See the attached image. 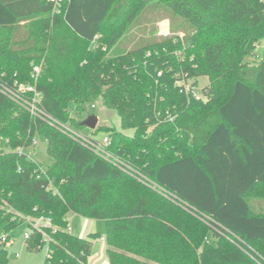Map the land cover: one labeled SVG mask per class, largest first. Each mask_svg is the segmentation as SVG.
<instances>
[{
	"label": "trees",
	"instance_id": "1",
	"mask_svg": "<svg viewBox=\"0 0 264 264\" xmlns=\"http://www.w3.org/2000/svg\"><path fill=\"white\" fill-rule=\"evenodd\" d=\"M169 13L185 43L158 34ZM200 77L206 99L189 101L176 82ZM16 83L80 130L74 113L100 98L120 125L91 133L158 186L33 116L1 90ZM0 137V236L50 217L44 264H88L100 234L68 231L69 214L106 222L110 264H264V212L248 198L264 188V0H0ZM34 138L43 173L16 151ZM43 243L32 230L27 249Z\"/></svg>",
	"mask_w": 264,
	"mask_h": 264
},
{
	"label": "rangeland",
	"instance_id": "2",
	"mask_svg": "<svg viewBox=\"0 0 264 264\" xmlns=\"http://www.w3.org/2000/svg\"><path fill=\"white\" fill-rule=\"evenodd\" d=\"M156 26L159 29V35H178L180 36L182 43L186 42V34L177 28L176 26V18L172 14H164L156 20ZM94 45V44H93ZM92 45V46H93ZM263 45L258 46L257 48V57L252 58L254 62H258L262 56ZM207 83V79L204 77H200L197 85L200 88H203ZM97 107L92 109L89 106L85 108L82 114L74 113L75 118L77 119H86L88 117V113H95L99 117L98 127L104 126H112L117 125L119 127V120L114 111L107 109L101 103V99L99 98L95 102ZM84 133H91V128L84 127L82 130ZM35 158L42 164V166H46L51 162V158H49L47 154V142L38 140V144L36 147ZM264 193V188L259 189L257 191L258 194ZM249 201L253 207L258 203L255 200V196H249ZM27 219L31 220L28 224V221H25L22 225L16 227L12 231V240L6 243L7 252H9L10 256V264H44L47 254V245H43L42 248L37 250H28L27 249V237L25 233L30 234L32 231V227H34V222H37L39 217H27ZM69 221L72 225V232L76 235L88 236V233L96 232L100 234V236L106 237V222L102 219H89L87 217L69 214ZM42 242V240H41ZM1 245V244H0ZM246 247L251 248V244H244ZM106 244H101L96 242L93 253L88 260V264H110V261L107 257ZM257 264V263H256Z\"/></svg>",
	"mask_w": 264,
	"mask_h": 264
},
{
	"label": "built area",
	"instance_id": "3",
	"mask_svg": "<svg viewBox=\"0 0 264 264\" xmlns=\"http://www.w3.org/2000/svg\"><path fill=\"white\" fill-rule=\"evenodd\" d=\"M41 71V67L36 66L34 68V74L38 75ZM17 88H13L11 86L9 87H1V90L5 92L8 96L16 100L21 104L22 107L27 109L33 116L42 117L46 121L49 122L52 126H55L56 128H59L63 133H65L67 136H69L71 139H74L82 146L86 147L88 150L90 149L93 151L97 156H100L104 160H107L109 163L114 165L117 169L120 171H126L129 172L136 177H140L142 180H144L149 185H155L158 186L154 181H152L150 178H148L146 175H143L139 170H135L132 166H130L122 156L117 155L114 153L111 148V140L107 135H104V137H95L92 133H84L82 130L76 128L75 126H71L67 123H63L59 120H56L50 116L47 115V113L43 110V107L41 106V94L35 87V85L32 84H18L16 83ZM176 85L179 87V91L184 92L187 95V99L189 101H197V100H205L206 99V93L205 91L200 88L197 84L193 85L192 80H186V79H180L176 82ZM21 91L24 92H30L29 96H24V94L20 93ZM92 109L97 107V104L94 102L90 106ZM170 120H173V116L169 117ZM3 142L5 144H8V140L0 137V143ZM38 144V139L34 138L31 142V144L27 146H18L16 148V151L20 155H24L26 158L32 160V161H38L37 158H35L36 154V147ZM39 162V161H38ZM46 166L41 167V171H45ZM40 219L37 222H34V227H32V230L39 231L41 233V236H43V245H47L50 243V240L52 236L49 234L46 227L52 226V220L50 217H39ZM25 221H28V224L31 222V220L25 218ZM68 231H72V225L71 222L69 223V226L67 227ZM32 232V231H31ZM30 232V234H31ZM30 234L25 233V236L27 239L30 238ZM0 243L1 242H10L11 240L8 239L7 235L5 233H2L0 236ZM106 239V238H104ZM47 251V250H46Z\"/></svg>",
	"mask_w": 264,
	"mask_h": 264
},
{
	"label": "crops",
	"instance_id": "4",
	"mask_svg": "<svg viewBox=\"0 0 264 264\" xmlns=\"http://www.w3.org/2000/svg\"><path fill=\"white\" fill-rule=\"evenodd\" d=\"M253 196H255V200H257V204L255 205V207L251 206L254 208V210L257 212V213H263L264 212V193L262 192V194H254ZM73 229V228H72ZM105 237L103 236H100L99 238L97 239H94L93 240V249H94V246L96 244V242L100 243L101 244H106V251H107V242H106V239H104Z\"/></svg>",
	"mask_w": 264,
	"mask_h": 264
},
{
	"label": "water",
	"instance_id": "5",
	"mask_svg": "<svg viewBox=\"0 0 264 264\" xmlns=\"http://www.w3.org/2000/svg\"><path fill=\"white\" fill-rule=\"evenodd\" d=\"M99 117L95 113H91L88 115V117L80 122L81 125L96 129L98 127Z\"/></svg>",
	"mask_w": 264,
	"mask_h": 264
}]
</instances>
